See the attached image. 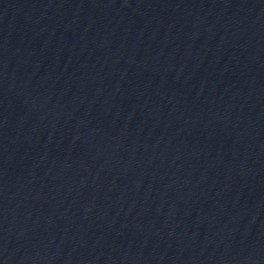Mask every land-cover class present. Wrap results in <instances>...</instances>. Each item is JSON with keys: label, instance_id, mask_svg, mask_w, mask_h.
Returning <instances> with one entry per match:
<instances>
[{"label": "water", "instance_id": "water-1", "mask_svg": "<svg viewBox=\"0 0 264 264\" xmlns=\"http://www.w3.org/2000/svg\"><path fill=\"white\" fill-rule=\"evenodd\" d=\"M0 264H264L152 0H0Z\"/></svg>", "mask_w": 264, "mask_h": 264}]
</instances>
